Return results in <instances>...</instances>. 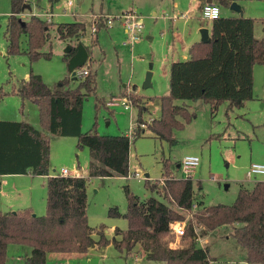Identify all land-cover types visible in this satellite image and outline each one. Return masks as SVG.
I'll return each mask as SVG.
<instances>
[{"label": "rangeland", "instance_id": "rangeland-1", "mask_svg": "<svg viewBox=\"0 0 264 264\" xmlns=\"http://www.w3.org/2000/svg\"><path fill=\"white\" fill-rule=\"evenodd\" d=\"M185 3L181 14L183 19L173 25L183 26L188 32L193 26L198 30L200 25L210 22L199 18V9ZM244 13H252L256 20V36L264 39V30L260 20L264 19V0H236ZM31 11L24 9L19 17L27 21L31 15L45 20L49 14V38L41 52H50L49 58L40 57L31 61L23 52L28 47L27 34L19 37L22 52L9 55L5 31L11 12L10 0H0V120L24 121L43 131L40 124L39 108L28 100H21L15 93L16 88L30 72L39 74L49 88L54 89L67 84L76 88L83 75L76 72L73 78L65 59L68 46L75 48L81 43L88 47V59L79 68L89 69L94 74L95 89L86 95L82 104L81 132L90 130L101 135H130L137 117L135 104L144 108L143 120L157 119L160 116L158 99L168 93L169 75L153 64L164 25L171 22V0H73V6L67 0H29ZM28 4V3H27ZM261 5L262 7H258ZM74 6L78 9L75 11ZM140 12L144 28L132 46L124 47L122 42L128 39L118 16L131 8ZM155 13V14H154ZM230 8L222 7L220 15H229ZM239 16L237 12H233ZM96 14V15H94ZM154 14V15H153ZM176 15V14H175ZM106 17H112V23H106ZM176 17V16H175ZM187 18V19H184ZM105 21L106 28L97 35V43L91 44L94 35L91 32L92 20ZM166 20V21H165ZM83 22L86 32L78 39L63 40L56 32V26L66 22ZM259 22V23H258ZM152 30L154 39L149 41L146 34ZM258 29V30H257ZM182 31V30H181ZM76 69V70H79ZM151 69V86L143 88L146 72ZM154 72V73H153ZM23 78V80H22ZM135 95L137 103L130 99ZM253 99L244 106L228 109V102H222L212 110L211 106L201 100H176L178 105L185 104L192 114L189 123L183 129L173 131V140L158 138L147 124L140 135L131 137L129 148V172L127 175L95 176L86 183V214L89 225L93 228V238L98 239V229L110 226L127 225L123 217L109 216L110 207H117L121 213L127 209L125 189L140 199L153 196L163 200L151 185L160 187L169 179H185V174L177 164L186 155H196L199 164L190 174L193 181L194 201H202L205 206L216 204L231 205L234 203L241 186L250 188L253 183L245 178L251 163H264V80L255 84ZM112 98H127L130 109H124L121 102L109 105ZM50 136L49 174L58 175L62 168L68 171L81 169L87 172L90 160L89 149L78 146L76 137ZM139 172L143 180H137L132 174ZM81 173V172H80ZM148 177H145V174ZM200 184V185H197ZM227 184V187H226ZM46 178L32 175H3L0 177V212L30 210L35 215L46 212ZM185 213L184 229L188 223L197 227L198 243L207 246L210 254L209 264H259L245 260V248L231 234L232 225H220L207 229L196 220L194 213ZM105 233V232H104ZM106 235V234H105ZM171 245H184L188 236L176 237L170 231L166 236ZM208 238L207 242L205 238ZM96 239V240H97ZM15 244L8 245V254H14ZM139 259H136V255ZM48 264H165L163 261L149 260L138 243L128 256H124L113 244L92 247L87 253L70 258L59 257L52 260L47 256Z\"/></svg>", "mask_w": 264, "mask_h": 264}, {"label": "trees", "instance_id": "trees-1", "mask_svg": "<svg viewBox=\"0 0 264 264\" xmlns=\"http://www.w3.org/2000/svg\"><path fill=\"white\" fill-rule=\"evenodd\" d=\"M214 2L229 8L233 0ZM10 3L5 31L7 53L22 52L19 37L27 34L28 47L23 52L29 59L49 58L50 52H41L49 38V24L36 15L27 21L21 20L19 14L27 0H10ZM259 22L264 30V19ZM255 23L252 17L220 16L210 23L208 42H194L186 59L170 64L169 90L159 97L160 116L149 128L158 138L172 141L173 131L183 129L192 119L187 106L176 104V100L201 99L212 110L225 101L231 110L253 99V67L264 63V40L254 35ZM106 27L104 20L96 22L92 45L97 43L96 34ZM56 32L63 40L78 39L85 34L86 25L77 21L60 23ZM85 48L89 53L88 47ZM73 53L71 48L65 59L69 60ZM94 84L90 69L76 88L61 83L51 89L39 74L30 72L28 80L16 88L15 93L21 100L38 106L43 131L24 121L0 120V175L47 176L46 212L40 216L28 209L0 212V264H7L8 245L13 243L30 247L24 255V264H46L49 251L83 252L95 242L99 246L111 242L124 255L138 243L147 259L165 264H209L208 248L198 243L192 223L186 225L183 233L188 236L186 244L171 245L166 237L170 223L183 220L185 213H190L196 204L194 184L188 178L169 179L160 187L151 185L163 200L153 196L140 199L126 188V211L121 213L117 207L108 210L109 216L127 220L125 228H114L120 237H107L101 225L98 239L93 238L86 214L88 177L127 175L131 140L124 134L81 132L82 104L86 95L94 91ZM130 99L137 103L135 95H130ZM135 107L136 122H142L144 108L138 104ZM45 131L76 137L78 146L89 149L88 177L49 175L50 136ZM139 131L135 137L140 135ZM196 206L193 216L205 228L231 224V234L245 248V260L264 264V181L253 183L250 188L241 186L231 205L205 206L197 201Z\"/></svg>", "mask_w": 264, "mask_h": 264}, {"label": "crops", "instance_id": "crops-1", "mask_svg": "<svg viewBox=\"0 0 264 264\" xmlns=\"http://www.w3.org/2000/svg\"><path fill=\"white\" fill-rule=\"evenodd\" d=\"M190 1H192L191 5H193V7L195 6V7H197L199 9V18L201 20H203L201 18V7H202V5L204 3H206V0H190ZM235 1L236 0H233V3H236ZM256 1H259V0H256ZM212 2H214V0H212ZM27 3L30 4L29 3V0H27ZM67 4L69 6H73V4H74L73 3V0H72V3L71 4H69L68 3V0H67ZM184 4L185 3L183 2V0H171V5H172L171 6L172 7L171 8V13H172L171 14V17H170V15H167V17H165L166 20L167 19H171V22L170 23H167L166 26L164 25V30L163 29L161 30V37H160V41H159V48L157 49L156 59L154 60V63L153 64H157L158 68H160L161 70H163V72H164L165 75L166 74L169 75V68H170V64L172 62L177 61V60H184V59H186L188 57L190 45L193 44L194 42L200 41V37L201 36H200L199 30L202 27H206L208 29V31H209V28H210L211 21H206V24H207V22H210L209 25H200V28L198 30L193 26V29L192 30H189L188 32L183 31V26L179 27V25H177V24L176 25H173V22H176L177 20L183 19L182 16H177V15L183 9V6L182 5H184ZM236 5H238V4L236 3ZM238 6L241 9V13L239 11L233 10V9H231L229 7L231 13L229 15H225L224 14V15H220V16H225V17H227V16H235V14L233 12H237L239 16L255 17V15H253L252 13H248V14L244 13L243 8L240 5H238ZM258 7L261 8L262 6L261 5H258ZM221 8H222V6H220V10H221ZM77 9H78V7L77 6H74V10L76 11ZM26 10H28V9H26ZM29 11H31V7H30ZM127 11H133L138 16H140V12L139 11H136V9L134 7L131 8V9H129V10H127ZM22 13H23V11H22ZM94 15H96V14H94ZM184 19H187V18H184ZM260 25H262V24L260 23ZM255 31H256V26H254V35L256 36V32ZM256 37L263 39L262 37H258V36H256ZM146 38L149 41H152L154 39V37L152 35V30L151 29L147 32ZM79 44H81V43H79ZM77 45H75L74 52H75V49H76ZM124 47H127V46H124ZM87 59H88V57H87ZM252 73H253V98H254V96H255L254 95V92H255V84H256V81L259 80V79L264 80V63L263 64L254 65ZM27 75L28 74H25L24 80H28V77L29 76H27ZM22 80H23V78H22ZM168 90H169V88H168ZM256 98H258V97H256ZM157 103H158L157 105H158V107L160 109L159 99H158V102ZM177 167H179V164H177ZM135 172H137V171H134V173ZM68 173H69L70 176L88 177V170H87V172L83 173L81 169L76 168V169H72V171H68ZM138 174H139V172H138ZM15 175H17V174H15ZM24 175H32V174L26 173ZM49 175H52V174L50 173ZM115 175H117V174H115ZM1 176H3V175H0V177ZM32 176H43V177L47 178V176H44V175H32ZM112 176H114V175H112ZM145 177H148V174L147 173L145 174ZM90 178H92V177H88V180ZM137 180H139V179H137ZM140 180H143V179H140ZM115 227L116 226H114V227L113 226H110L108 228H104V232H105V234H106L107 237H109V238H111L112 236H116L117 238L120 237L119 234H116L115 233V231H114V228ZM117 227L124 228L123 226H117ZM93 233H94V230H93ZM93 233H92V236H93ZM205 239H206V242H207L208 238L206 237ZM108 244H112V243L110 242ZM15 245H16V247L14 249V251H15L14 254H11V255L8 254V256H7V264H24V255H26L27 253H29L30 247L27 246V245H21V244H15ZM92 247H100V246L98 245V243L95 242L86 251H83V252H57V251H49V252H47V256L48 257L50 256L52 260H56L59 257L70 258V257L77 256L78 254L87 253V251L90 248H92ZM121 253L125 254L124 252H121ZM135 255H136L135 258L136 259H139L138 256H137V254H135ZM47 256H46V264H48V262H47ZM124 256H128V254L127 255H124ZM154 262H156V261H154Z\"/></svg>", "mask_w": 264, "mask_h": 264}, {"label": "built area", "instance_id": "built-area-1", "mask_svg": "<svg viewBox=\"0 0 264 264\" xmlns=\"http://www.w3.org/2000/svg\"><path fill=\"white\" fill-rule=\"evenodd\" d=\"M68 3L71 4L72 0H68ZM45 20L51 22L50 15L44 14ZM220 17V6L215 2H206L201 7V18L205 21H212ZM119 23L123 28L124 33L128 36V39L122 42L123 46H132L134 41H136L141 31L144 28V24L140 16H138L133 11H126L120 16H118ZM106 23L110 25L112 23V17H106ZM96 31V20H92L91 24V32L95 33ZM77 73L82 75L87 74V70H76ZM121 102L124 109H130L131 102L127 98H112V101L108 103L109 105H117ZM133 106V105H132ZM155 120V118H150L149 120H143V122H136L132 127L130 138L134 136L137 130H141V132L146 129L147 124L151 121ZM199 164V158L196 155H186L184 156L181 161L179 162V168L185 174V179H191L190 174L192 173L193 169ZM68 170L66 168H62L57 176H68ZM136 179H143V177L138 174L137 172L132 174ZM245 178L247 181L252 183L264 181V163H251L246 171ZM195 207V205H193ZM194 231L197 234V227L193 226ZM184 223L179 220H174L170 223V231L175 233L176 237L182 236L184 233Z\"/></svg>", "mask_w": 264, "mask_h": 264}, {"label": "water", "instance_id": "water-1", "mask_svg": "<svg viewBox=\"0 0 264 264\" xmlns=\"http://www.w3.org/2000/svg\"><path fill=\"white\" fill-rule=\"evenodd\" d=\"M206 2H212V0H206ZM231 9L239 11L241 13V9L238 5H236V3H232L230 6ZM22 9H30L29 4H24V6L22 7ZM22 24H24V22H22ZM200 41L202 42H208L210 40V36H209V31L206 27H202L200 30ZM70 47L68 46L66 49V53L70 51ZM88 57V52L86 50V48L82 45V44H78L75 52L73 53V55L69 58L68 60V70L71 72L72 76H76V69L81 68ZM151 77H152V71L151 69H149L146 72V76H145V80L143 83V88H147L151 86ZM74 78V77H73ZM227 187V184H226ZM93 245V244H92Z\"/></svg>", "mask_w": 264, "mask_h": 264}]
</instances>
